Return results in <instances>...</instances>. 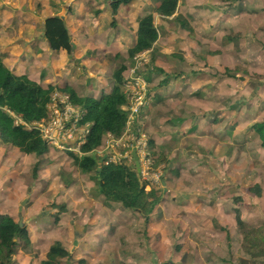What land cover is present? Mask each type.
<instances>
[{"label": "rangeland", "instance_id": "374dc122", "mask_svg": "<svg viewBox=\"0 0 264 264\" xmlns=\"http://www.w3.org/2000/svg\"><path fill=\"white\" fill-rule=\"evenodd\" d=\"M62 1H66V5L70 3L67 0H60ZM55 2L57 0H0V22H4L3 27H9L5 34L14 38L16 33L28 35L30 29H35V32L29 36V42L15 54L26 58L31 56L32 52L38 55L48 51L56 59L57 67L53 68L49 65L46 69H42V73L48 75L55 72L61 81L60 86L65 85L67 76H71L72 79L79 77L85 83L79 80L77 92L99 98L107 88L113 87V74L121 65L124 63L127 65L125 74L127 79L129 70L133 66L136 67L137 62L134 58H129L128 53L122 56L109 54V60L99 63V74L103 77L101 87L98 86L97 89L96 82L91 83V80L88 83L87 74L81 71L85 65L84 62L92 60L90 66L86 65L95 69L98 66V54L107 53L102 49L109 52L113 48L116 50L117 34L114 27L109 24V19L113 20L114 16L108 10L109 19L106 20L104 27L107 28L104 29L101 25L102 21L98 18L100 10L89 5L90 0H72L70 11L68 13L66 10L64 13L62 11L63 14L56 11ZM179 3L184 6L180 7L181 10L193 9L192 12L196 11L195 15L204 19V26L208 28V33L204 34L206 42L202 48L196 47L193 40L187 43V35L190 36V33L180 29L177 21L172 20L169 22V27H165L162 19L157 18V28L162 37L167 39L163 42L166 43V61L160 65L169 71L176 68L184 74L198 71L200 68L201 73H205L204 77L206 75L212 77L201 79L202 82L210 84L213 82V85L217 87L216 95L230 99L228 104H231L232 108L228 114L232 116L233 129L230 137L233 142L230 146L228 145L227 152L230 153L229 158L233 165L231 173L222 174L223 163L216 157V167L208 177L212 181V189L197 194L196 196L200 195V198L193 196L190 198L192 202L188 199L189 197L183 199L188 201L186 205L185 202H181L183 200H180L179 213L176 212L178 207L175 211V207L161 210L160 213H168L167 224L161 230H166L168 234L171 232L173 239H170L168 244L166 241L158 244L166 237L163 236L161 240L154 238L149 243V238L145 234L148 225L144 221L135 224V227L128 232L127 228L123 229L115 224L116 220L121 221L122 218L111 217L110 214L104 219L100 218L102 213L95 208L99 193L96 177L78 170L66 151L51 148V151L40 161L36 179L33 177L32 167L27 166L31 162L21 155L18 149L14 148L18 152L16 157L12 155L13 151L0 150V214L10 215L16 222L22 218L23 222H26L29 237L33 241L31 247L23 244L18 249L14 264H40V256L47 253L48 242L53 240L63 242L73 252L75 260L82 258L87 260L88 264H109L110 262L111 264H260L259 259L247 255L242 248L243 237L240 230L241 227L260 225L264 220V148L247 128L255 123L264 127V0H243L242 3L233 5L225 0H179ZM136 5V2L131 3L132 7ZM156 6V2L150 0L146 3V8L142 11L138 10V14L156 15ZM102 13H104L103 9ZM55 17L60 19L61 24H65L68 32L73 33L71 36L73 39L70 40V52L63 49L54 51L47 44L30 46L34 41L33 36L40 37L44 33L45 22ZM185 17L187 21H190L188 19L190 16ZM96 18L101 25L100 30L93 27L97 26ZM12 20L14 23L10 25ZM216 25L219 30H215ZM190 37L193 38L194 35ZM13 43L14 40L8 42L9 45ZM13 48L17 49V47ZM128 50V48L125 49L127 52ZM196 50L202 51L199 55H204V51H216V58L213 54H207L203 56V62L196 53L193 54ZM7 51L14 52L0 42L2 57L0 58L6 64L13 65L16 56H12L11 52ZM151 57L150 51L139 57L142 59L139 69L147 82L148 93H152L150 91L152 87L148 83L154 85L152 81H158L157 79L149 81V74H151L149 71L157 70L155 63L151 62L153 61ZM180 57L182 59L178 61ZM48 58L43 57L44 61ZM213 59H215L214 64ZM27 63L31 64L32 61L27 60ZM204 63L213 64L216 68L205 66ZM18 65L15 64L16 71L22 73L23 66L19 62ZM227 70H230L231 74H228ZM39 81L42 82L40 79ZM213 94L209 97H213ZM144 117L145 115L142 119ZM143 125H145L144 121L142 124L135 125L134 129L145 135L147 151L153 160L150 157L140 162L139 172L144 183L157 187L158 194L161 195L167 192V187L162 183L164 181L166 185L165 176L169 172H165L166 169H162L163 166H159V161L153 158L154 152L149 144V135L146 134V128H143ZM222 126L225 127L224 124ZM104 143L107 147L110 145V139L106 137ZM121 151L123 150L117 149V153ZM221 152L223 151H219L218 154ZM123 162L130 166L136 163L134 159L128 158H125ZM141 169H145L146 172L143 173ZM62 171L76 176L78 183L81 184L85 182V178L87 179L91 188L89 198L93 201L92 203L77 199L74 201L76 206H72V212L68 214L67 202L70 204V200L76 198L66 197V184L70 180H64L61 176ZM256 184L261 188V197L249 190L250 186ZM146 190H150V187L147 186ZM172 194L174 195L175 191ZM25 199L28 201L22 205ZM55 203L66 205L64 212L66 215L63 218L60 217L57 223L55 219L56 215H59L55 213L58 209L51 208V205ZM100 206L103 208L102 205ZM89 210L92 211L90 214ZM116 210L118 208H114V211ZM122 210L125 211V209ZM237 210L240 211L241 220L237 219ZM43 211H47L46 215L42 213ZM125 214L134 213L126 212L123 216ZM124 220L128 226L132 219ZM86 231L99 236L97 237L101 240L98 242L99 249L97 246L94 248L82 245V235H86ZM226 231L229 232L230 239ZM36 234L39 235V239ZM87 250L90 253H86Z\"/></svg>", "mask_w": 264, "mask_h": 264}, {"label": "crops", "instance_id": "0c3cea01", "mask_svg": "<svg viewBox=\"0 0 264 264\" xmlns=\"http://www.w3.org/2000/svg\"><path fill=\"white\" fill-rule=\"evenodd\" d=\"M67 1L70 2L68 5H66L67 4L66 1L60 2V0H57V2H55L56 11L60 12L59 14H63L65 10L67 13L70 11L72 0H67ZM127 1L128 2L121 4L118 11L114 14L111 10V6L108 1L90 0L89 5H91L92 7H96L97 10H100L98 12L99 13L98 18H100V20L102 21L101 25L103 27L106 26L105 25L107 22L106 20L109 19L108 10L111 11V13L114 16V19L113 20L109 19V24L114 27L115 33L117 34L116 50L113 48L112 51L109 52L106 49L104 50L102 49V51H106L107 53H103L102 55L98 54L99 55L98 56L99 59H97L98 66H96L95 69L91 67L89 68L90 62L92 60L85 61L84 62L85 65H83V67L81 68L82 73H84L85 75L87 74L89 78L88 83L90 82V80L91 83L96 82L95 86L97 87V89L98 86L101 87V84L103 83V77L99 74V70H98L100 69L99 63H101L102 61L104 62L107 59L109 60L108 58L109 54L112 55L115 54L114 56H120V55L122 56L128 53L129 55V50L132 49L137 42V25L139 21L146 15L151 14V13L143 14V15L138 14V10L142 11L144 8H146L145 7L146 3L150 0H127ZM133 2L137 3L136 7L131 6V3ZM157 3L158 2H156V4ZM88 6L87 9L89 8ZM180 7H184V6H181V4L179 3L177 12L172 17H167V18L163 17L158 12L156 15L152 14L154 16V22L156 28H157V18H161L163 21L162 24H164L165 27H169V22L175 20L176 15H182L184 17L190 16L188 18L190 21L188 22L192 26L193 32L192 33L189 32V33L190 36L194 35V37L192 38L189 35H187V43L190 40H193L194 43H196V47L202 48L206 42L204 34L206 35L208 33L207 31L208 28L204 26V19L198 15H195L196 11L192 12L193 9L190 10L189 8L186 9V11H183L180 9ZM102 9L104 10V13H102ZM62 11L63 13H61ZM98 18L95 19V23H97V26H93V27L95 29L100 30L101 25L98 24ZM13 23L14 22L12 20V23H10V25H13ZM202 24L204 27L202 26ZM3 25L4 22H0V42L5 47H9L11 48V50L14 51V52L12 51H7V52L9 53L11 52L10 54L12 56H16V59H14L13 65L9 64L10 66L6 64L3 59L2 60L4 62V65L12 72H14V74L25 75L31 78L32 80L36 81L40 85L42 84L44 88H48V86L61 87V88L69 86L72 87L76 91V93L80 96H90V95H81L77 92L78 82L79 80H83L80 79L79 77L77 79H72L71 76H67L65 85L60 86L59 84H61V81L58 79L55 72L48 73V75L42 73V69H46V67L49 65L52 66L53 68L57 67L55 63L56 59L53 58V55L49 54L48 51H44V53H40L38 55H34L32 52L31 56L26 57L27 59L21 57L20 54L19 55L15 54L17 51H20L22 47L29 42V36L35 32V29H30V34L28 35L25 33H16L14 34V38H10L5 34L7 28L9 27L8 26L3 27ZM216 27L217 29L215 30H219V27L217 25ZM105 28L107 27H104V29ZM211 28H213L212 25ZM180 29L183 28L181 27ZM164 31H166V29H164ZM158 33H159V39L152 49L153 62L155 63L156 66L155 65L154 66L157 69L164 71L168 75L161 74L160 72H159L160 74H158L155 71L149 74V81L151 79H157L158 81L156 82L155 80L152 81V83L154 82V85L149 83L150 86L152 87V89H150L152 93H149L150 100L148 101V108L145 109V111L142 113L138 123L142 124L143 121L145 122V125H143L142 127L146 128V134L149 135V139H150L149 144L154 152L153 158L155 159V161H159L160 158L162 161H159L160 163L159 166H163L162 169H166L165 172L167 171V173L169 172L168 175L165 176V179L167 180L166 185L164 181L162 183L165 187H167V192L165 191L166 193L162 194L163 200L152 211L147 222L145 221L144 216H142L141 214L134 212V210L132 211L125 209V211H123L122 209L124 208L121 207L120 203L110 202L99 193H98V201L96 202L95 208H97L102 213L100 217L102 219H104L105 216H109L108 214H110L111 217L117 216L118 218H122L123 220L121 221L116 220L115 224L120 225V227L123 229L127 228L128 232L135 227V224L144 221L146 225H148V229H147L148 233L146 232L145 234L149 238V243L151 240H154V238H156L157 240L158 239L161 240L163 239L164 236L166 237V239L159 241L158 244L164 241H166V243L168 244L170 243L169 242L170 239H173V234L171 232L168 234L166 230H161V228L163 226H166L167 224L166 217L168 213L167 214L160 213V211L161 210L164 211L169 207L172 208L175 207L174 208L175 211V209L178 207L177 208L178 210L176 212L179 213L178 202H180V200L189 197L188 199L191 200L192 202V199L190 198H192L193 196L197 197L196 196L197 194H201L203 193V191L208 190L210 188L212 189L213 187L212 181L208 177L211 176L212 170L216 167L217 159H220L223 163L222 174L226 175L231 173L233 165L231 158H229L230 153L227 152V148L228 145L230 146L233 142V139L230 137V135L232 134L233 124L231 123L232 116L228 114L230 112V109L232 108L231 104L230 105L228 104V101L230 99L227 98L226 96L222 97L216 95L217 87L216 85L215 86L213 85V82L211 84L202 82L201 79L212 78L208 75L204 77L205 73H201L202 69L199 68L198 71H191L184 74V72L182 73L176 68H174L173 71H169L168 69L161 67L160 64L166 61V54H167L166 43L163 42L164 40L166 42L167 39L162 37L159 29H158ZM184 33L186 34V32ZM69 35L71 37L73 33L69 32ZM33 37H34L33 38L34 41L32 44H30V46H35V45L41 46L43 44H47L48 46V42L45 39L44 33L40 37L39 35H35ZM72 39L73 37L71 38V40ZM12 40H14V43L12 45H9L8 42ZM13 47H17V49H14ZM126 48L129 49L128 52L125 51ZM201 52L202 51L196 50L194 51L193 54L196 53V56H198L201 59L202 55H199ZM205 52L206 51H204L203 54H205ZM216 54L217 52L215 51L214 58H216L215 56ZM43 57H49L46 60L47 62L44 61ZM128 57L130 58V56ZM181 59L182 58L180 57V60L178 59L177 60L181 61ZM27 60H31L32 63L28 64ZM52 60H54V62H52ZM214 60L215 59H213V64H214ZM202 61L204 62L203 59ZM18 62L20 65L23 66L24 71L22 73L16 71L15 64L18 65ZM79 63L80 66H82L81 61H79ZM86 64H88L89 66H87ZM213 64L206 65L204 63L205 66L216 68V66H213ZM124 66L126 67L127 70L126 63H124ZM206 70L208 69L206 68ZM228 71L230 70H227V73L231 74V72ZM51 74L53 75L50 76ZM39 79L42 82H40ZM82 82L85 83L84 80ZM114 86H115V80L113 83V87ZM113 87L107 88L106 91L102 93L103 94L110 93ZM210 94H213V97H209ZM93 98H98V97H93ZM227 114L228 117H226ZM143 115H145L144 119H142ZM222 124H224L225 127H223ZM256 124L259 123L249 125L247 127L249 128L248 132L252 134V136L255 135L256 137L254 136L253 137L261 142L260 136L253 131V126H255ZM222 129L224 131V134ZM6 145L4 143H1L0 141V150H3V152L4 149L13 151L12 155L16 157L18 152L15 149L18 148L8 144ZM51 148L53 149V147ZM219 151H223V152H221V154L220 153L218 154ZM20 154L25 156L27 160L31 162V164L27 166L32 167L33 169V167L35 166L34 164L38 162V158L33 154L27 155L24 154L23 152H21ZM216 157L218 158L215 159ZM23 159L26 161L25 158ZM78 170L80 169L78 168ZM66 171L61 172L62 173L61 176L64 177V180L66 181L70 180L67 183L68 185L66 184V189H67L66 190L67 192L65 193L66 197L69 198L70 196L71 197L74 196V198H76L74 200H70V204L67 202L69 209L68 214H70L72 212L71 207L76 206L75 205L76 203H74V201H76L77 199L83 202L88 201V203L89 202L92 203L93 201L90 200L89 198V195L91 194L90 192L91 188L88 185L87 179L85 178V182L82 184L78 183L79 182L77 181L78 178L76 176L69 175V173ZM68 175L70 176L69 178ZM88 175L92 177H96L93 172L88 173ZM204 175H207V177H204ZM163 176L164 175H162V178ZM6 179L7 178H5V180ZM95 181L97 186V177ZM148 187L152 188L155 186L149 185ZM173 191H175L174 195L172 194ZM29 192H27L28 195ZM13 198H15V196H13ZM197 198H200V195ZM181 202H185L186 205L188 201L183 200ZM100 205H102L103 208ZM114 208H118V210L114 211ZM46 212L43 211L42 213L46 215ZM91 212L92 211L89 210V214ZM126 212L134 213V214H125L123 216V214ZM64 215L66 214L63 213L60 215V217L63 218ZM126 218L132 219L130 220V224H129L130 226L129 225L127 226L125 224L124 219ZM121 223H124V225H121ZM24 225L27 227L26 222L24 223ZM46 228L49 230L48 227ZM139 231L145 232L144 230H139ZM85 234L86 235H82V243H83L82 245H84L85 247H94V248L97 246L99 249L98 242H101V240L97 239V237L99 236L93 232L87 233V231ZM36 235L38 236L39 239L40 238L39 235L38 234ZM56 241H60V240H53L50 243L48 242L47 253L50 249V246ZM31 242L33 243L32 239ZM61 243L65 246L63 242ZM38 248L39 247H37V249ZM86 253H90V251L87 250ZM42 257L43 255L40 256V258ZM109 264H111V262Z\"/></svg>", "mask_w": 264, "mask_h": 264}, {"label": "trees", "instance_id": "16d2710c", "mask_svg": "<svg viewBox=\"0 0 264 264\" xmlns=\"http://www.w3.org/2000/svg\"><path fill=\"white\" fill-rule=\"evenodd\" d=\"M110 3L115 14L121 4L127 0H105ZM158 2L155 11L163 17H172L176 14L179 0H155ZM230 5L241 3L243 0H225ZM175 21L186 31L192 33L193 28L184 16L176 15ZM45 39L48 46L54 51L67 50L70 52L71 37L60 19L55 17L45 22ZM159 39L158 29L155 26L152 14L143 17L137 25V42L129 50L130 58L153 49ZM207 54H215L206 51ZM156 68V67H155ZM126 67L121 65L113 74L115 86L110 93L102 94L99 98L80 96L69 86L44 88L42 85L25 75H16L8 69L0 58V141L18 148L27 155H35L38 162L32 169L34 178L40 161L50 152V146L35 129H28L25 125L46 118L47 106L52 94L56 91L68 94L73 103L85 111L83 123L90 124V133L81 147L82 155L68 152L73 163L83 173L93 172L97 177V190L99 194L110 202L120 203L121 207L144 216L147 222L150 214L163 200L156 187L144 183L138 167L125 162L106 163L105 159H98L96 151L102 146L107 135L120 138L126 129L128 113L124 110L127 105V96L124 93ZM158 74H166L157 69ZM160 72V73H159ZM229 72V71H228ZM151 73V71H149ZM157 74V75H158ZM253 131L260 136L264 147V127L259 124L253 126ZM103 160V162L101 161ZM135 160V157H134ZM136 161V160H135ZM159 161H162L159 158ZM102 162V163H101ZM68 185V184H67ZM250 192L261 197L262 191L258 184L250 186ZM51 208L58 209L55 221L66 210L65 204H52ZM237 219L241 220L240 211H236ZM243 237L242 248L251 257L264 264V220L257 226L241 227ZM228 239L229 232L226 231ZM32 246L27 227H20L12 216L0 214V264H14L18 249L23 246ZM40 264H88L85 259H74L70 249L60 241L50 246L48 253L40 259Z\"/></svg>", "mask_w": 264, "mask_h": 264}, {"label": "built area", "instance_id": "2783aa9c", "mask_svg": "<svg viewBox=\"0 0 264 264\" xmlns=\"http://www.w3.org/2000/svg\"><path fill=\"white\" fill-rule=\"evenodd\" d=\"M138 56H143V53L134 57V61L137 62L136 67L133 66L129 70V77L127 79L125 77L123 86L127 96V105L124 110L128 113L125 132L120 138L107 135L106 137L110 139V145L105 147V137L101 146L103 149L100 150V147L96 151L98 159H105L107 164L123 162L125 158L133 160V151L136 152L139 163L151 157L147 151L145 135L134 129L143 110L148 106L149 96L147 82L141 74V69H139L142 59ZM47 109L46 118L25 126L28 129L37 130L50 147L82 155L81 147L85 144L90 133V124L83 123L85 111L74 104L68 94L59 91L52 94ZM117 149L123 151L117 153ZM101 161L103 162V160ZM141 170L143 173L146 172L145 169Z\"/></svg>", "mask_w": 264, "mask_h": 264}, {"label": "water", "instance_id": "95a60500", "mask_svg": "<svg viewBox=\"0 0 264 264\" xmlns=\"http://www.w3.org/2000/svg\"><path fill=\"white\" fill-rule=\"evenodd\" d=\"M133 155L135 156V160H136V165L138 167V171H139V162H138V157L136 156V153L133 152ZM27 199H25L23 202H22V205H24L25 203H27ZM19 225L20 227H24V223H23V219L21 218V220L19 221Z\"/></svg>", "mask_w": 264, "mask_h": 264}, {"label": "clouds", "instance_id": "9594fccd", "mask_svg": "<svg viewBox=\"0 0 264 264\" xmlns=\"http://www.w3.org/2000/svg\"><path fill=\"white\" fill-rule=\"evenodd\" d=\"M145 52H149V51H144V52H142V53H145ZM150 52H152V50H150ZM141 54V53H140ZM151 59H153V57H151ZM153 62V61H152ZM149 84V83H148ZM149 86H150V84H149ZM60 92V91H59ZM148 98H149V96H148ZM148 101H149V99H148ZM147 108H148V106H147ZM146 108V109H147ZM142 115V114H141ZM140 118H141V116L139 117V120H140ZM139 124V123H138ZM137 124V125H138ZM51 148V147H50ZM135 152V151H134ZM136 153V152H135ZM134 156V155H133ZM137 156V155H136ZM135 157V156H134ZM138 157V156H137ZM139 162V161H138Z\"/></svg>", "mask_w": 264, "mask_h": 264}]
</instances>
